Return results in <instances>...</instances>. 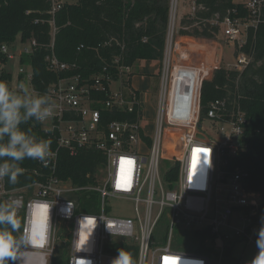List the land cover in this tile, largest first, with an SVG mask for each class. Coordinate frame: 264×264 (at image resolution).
<instances>
[{
  "label": "built area",
  "instance_id": "built-area-1",
  "mask_svg": "<svg viewBox=\"0 0 264 264\" xmlns=\"http://www.w3.org/2000/svg\"><path fill=\"white\" fill-rule=\"evenodd\" d=\"M48 1L49 12L55 17L63 1ZM178 2L173 0L163 79L173 76L175 69L170 65L175 54L189 56L194 51L191 45L182 44L183 36H175ZM243 2L250 13L247 17L227 15L220 23L236 58L231 67L224 66L236 72H243L251 64L253 55L245 47L250 31H257L263 21L264 0ZM191 10L194 16L198 10L196 0H192ZM50 23L54 41L55 19ZM35 47V39L20 51L8 45L2 47L9 61L19 60V83L50 96L55 103L53 117L43 123H49L46 140L51 141L55 153L48 166L40 162L49 173H39L41 179L20 187H26L27 196L13 198V202L21 201L16 209L24 215L20 233L27 241L20 250L18 264H52L61 243L68 249L67 264H111L121 248L131 253L136 264H212L209 249L215 247L223 258L230 245L256 243L264 228L261 195L248 189V173L240 165L227 171L230 162L248 147L250 119L241 105L228 98L216 99L210 103L202 123L203 85H159L154 134L150 137L142 122L141 98L129 96L123 88L114 91L110 85L114 78L107 68L90 83L76 74L51 84L44 92L36 89L32 68L21 63L22 55L32 53ZM48 61L55 72L72 68L61 62L54 51ZM221 66L213 70L205 65L183 64L177 68L199 73L202 84ZM0 68L4 69V65L0 64ZM118 69L122 72L131 68ZM98 104L109 110L138 111L139 115L136 121L103 123ZM166 128L173 135L168 165L162 160ZM148 137L150 143L145 139ZM92 146L105 154L107 162L105 177L94 188L100 193V210L88 214L77 211L79 187L59 177L57 171L62 149L77 154L81 148ZM11 191L6 187V178L0 180V193ZM115 202L131 203L135 218L114 212ZM175 233L180 237L191 233V245L202 247L203 252L178 250ZM238 264H243L240 259Z\"/></svg>",
  "mask_w": 264,
  "mask_h": 264
},
{
  "label": "trees",
  "instance_id": "trees-1",
  "mask_svg": "<svg viewBox=\"0 0 264 264\" xmlns=\"http://www.w3.org/2000/svg\"><path fill=\"white\" fill-rule=\"evenodd\" d=\"M196 4L198 10L195 15L189 14L182 21L181 36L215 39L221 34L220 23L227 15L236 18L250 14L243 0H196ZM172 6L173 0H78L76 3L63 2L62 8L53 17L48 0H0V64L9 61L3 45L15 51L17 44L23 47L35 39L37 47L32 53L23 54L21 63L32 68L33 84L39 91L44 92L51 84L76 74L90 83L94 76L105 73L107 68L114 81L122 82L123 90L129 96L140 97L132 87L130 75L118 68H132L142 60L163 62ZM52 18L57 27L54 41ZM245 49L253 55L247 69L236 72L222 65L214 71L211 79L203 81L201 118L203 123L210 103L221 98H228L246 111L250 119L248 147L230 162L227 171H234L237 165L247 171L246 186L261 195L260 217L264 221V10L263 21L257 31H250ZM53 51L61 62L71 64L72 68L53 71L48 61ZM12 79L8 69L0 68V80L11 86ZM200 79L199 73L195 75L193 71L174 70L172 85H200ZM98 96L107 98L105 94ZM97 106L102 110L103 123L111 120L136 121L139 115L138 111L133 113L121 108L109 110L102 104ZM21 127L26 131L30 129L38 139L48 138L41 123L29 121ZM145 139L151 142L149 137ZM106 162L105 154L93 146L81 148L77 154L61 150L57 173L79 187L78 212L89 214L100 210V193L94 188L102 182V169L106 167ZM20 167L22 174L15 184H10L6 178L7 189L23 187L41 179L39 173H49L36 160L26 159ZM0 204H4L1 199ZM16 218L22 225V231L24 215ZM193 240L194 236L187 233L177 238L176 248L203 252L202 247L191 245ZM213 242L216 244L215 237ZM234 249L235 246H228L223 258L231 264H238ZM209 251L213 257L219 255L215 247ZM58 252L52 264H67L68 249L64 243L60 244ZM11 264H18V260Z\"/></svg>",
  "mask_w": 264,
  "mask_h": 264
},
{
  "label": "clouds",
  "instance_id": "clouds-1",
  "mask_svg": "<svg viewBox=\"0 0 264 264\" xmlns=\"http://www.w3.org/2000/svg\"><path fill=\"white\" fill-rule=\"evenodd\" d=\"M54 111L55 103L50 96L35 93L24 83H18L13 89L0 80V180L7 178L10 184H15L22 174L20 164L26 159L48 166L55 155L51 141L38 139L21 125L29 121L43 124L53 117ZM20 206V200L0 204V264L18 260L21 248L27 243L25 235H17L22 225L15 209ZM256 247L258 252L250 264H264V228L259 231ZM111 264H136V261L121 248Z\"/></svg>",
  "mask_w": 264,
  "mask_h": 264
},
{
  "label": "rangeland",
  "instance_id": "rangeland-1",
  "mask_svg": "<svg viewBox=\"0 0 264 264\" xmlns=\"http://www.w3.org/2000/svg\"><path fill=\"white\" fill-rule=\"evenodd\" d=\"M61 1L65 2V3H76L78 0H61ZM184 1L188 7L186 13L183 14V16H181L179 18L178 16H179L180 7L177 8V12H176V25H175V36L176 37H178V35H181L179 33V31L183 27L182 21L186 19L187 15H189L190 12H192V10H191L192 0H184ZM237 1H241V0H237ZM179 2H180V0H179ZM196 41L202 45H207V46L211 45L212 49L213 50L215 49L214 51H216V52L214 53V55H215L216 62H213L211 64L206 65L205 62L196 61L197 59L194 56V54H199L200 52H203V55L207 56V53L205 52L207 50L204 47H202L201 45H196L194 48L193 54H192L193 55L192 59L188 61V63H190L191 65H193V66H195L197 64H199L200 66L205 65V66L210 67L214 70L215 68L221 66L220 65L221 62H223L222 63L223 66L225 65L228 67H231L236 62L233 47L229 46V41L224 36L223 29H222L221 34H219L215 39H205V38L197 37ZM21 45L22 44L16 45V51H20L23 49V47ZM176 58H178V57H176ZM19 59H20V57H19ZM18 63H19V60L16 59L14 61H8V63L2 64V65H4V69H6V70L8 69L13 75L12 85H11V87L13 89H15L16 85L19 83L18 78L21 74V73H19L20 64H18ZM177 65H182V64L180 62H177V60H173L171 62L170 67L173 69H177ZM27 70H29V67H27ZM162 73L159 76L161 85H172L173 76H171V74H170L168 79L167 78L163 79ZM118 82H114V85L112 86L114 90H117L119 88L120 83H118ZM155 83H156V80L153 77V79H152L153 85H150V88L152 89V92L154 94L153 95V101L150 100V98L148 96H147V98H145V100H144L145 111H144V118L142 121L144 129H145V134L149 135L150 137L153 136V134H154V128H155L154 124H155V119H156V108H157V100H158V92L156 90V89H158V85H154ZM155 87H156V89H155ZM155 90L157 93L155 92ZM154 108H155V110H154ZM48 127H49V123H46L43 126L44 129H47ZM172 136L173 135H171V134L169 135V132H167V128H166L164 140H163L162 160L167 165L169 164V162L171 161V158H172L171 152H170L171 147H172L171 142H173ZM140 149L142 150L144 148L141 146ZM104 175H105V168L102 169V180L105 177ZM20 194H24L26 196L29 194L26 187L17 188V189L12 190L11 192H7V193L6 192L0 193V199L4 202V204H9V203L13 202V198L16 195H20ZM113 206H114V212H117V214H120V215L121 214H128V215H130V217L135 218L136 211H135V208L133 207V205L131 203L115 202L113 204ZM15 214H16V217H19L22 213L19 212L17 209H15ZM19 235H21V233H19ZM175 237L180 238V236H178V233H175ZM257 252H258V249L256 247V243H253V242H244V241L239 242L236 244L235 249H234L235 257L240 259L243 264H250L251 260L253 259V257L256 255ZM57 255H59V252H58V254H56V256ZM212 264H231V263L226 261L224 258H221L220 255H216L213 257V263Z\"/></svg>",
  "mask_w": 264,
  "mask_h": 264
},
{
  "label": "crops",
  "instance_id": "crops-1",
  "mask_svg": "<svg viewBox=\"0 0 264 264\" xmlns=\"http://www.w3.org/2000/svg\"><path fill=\"white\" fill-rule=\"evenodd\" d=\"M179 7H180V10H179V16L178 17L180 18L181 16H183V14L186 13L188 7L185 4L184 0L183 1L180 0V2H178L177 8H179ZM196 40H197V37H185V36H183V38L181 39V42L184 45L189 44L193 48H195L196 45H201L202 47H204L208 51V52L205 51L207 53V56H204L203 52H200L199 54H194V56L197 59L196 61L205 62L206 65L211 64L213 62H216L215 55H214V53L216 52V51H214L215 49L213 50L211 45H209V46L202 45V44L198 43ZM175 55L178 58L175 57L174 60H177V62H180L182 64L180 66H183V64H186L187 66H193L190 63H188V61L192 59V56H193L192 54H190L189 56H182V57L180 56L181 54H175ZM198 65L199 64H197L193 67H197ZM162 69H163V62H159L156 60H142V61H138L131 69H129V70L126 69L123 71V72H126L127 74L130 75L132 87L135 91L138 92V94L141 98V101L143 103L144 111H145V103H144L145 98H147V96H148L150 98V100L153 101V95L154 94L152 92V89L150 88V85H153L152 84L153 77L156 80V83L154 85H158V86L161 85L159 76L162 73ZM180 69L181 68L178 67L175 70H180ZM114 82H118V81H112L110 85L113 86ZM118 83H120L119 88H123L122 82L119 81ZM200 85H202V84H200ZM156 87H155V89H156ZM156 90L158 92V89H156ZM156 90H155V92H156ZM114 91H116V90H114ZM154 110H155V108H154Z\"/></svg>",
  "mask_w": 264,
  "mask_h": 264
},
{
  "label": "snow or ice",
  "instance_id": "snow-or-ice-1",
  "mask_svg": "<svg viewBox=\"0 0 264 264\" xmlns=\"http://www.w3.org/2000/svg\"><path fill=\"white\" fill-rule=\"evenodd\" d=\"M202 151H206V150H202Z\"/></svg>",
  "mask_w": 264,
  "mask_h": 264
}]
</instances>
